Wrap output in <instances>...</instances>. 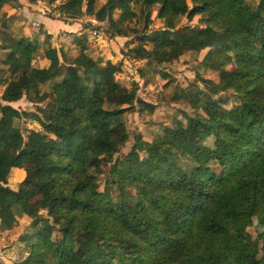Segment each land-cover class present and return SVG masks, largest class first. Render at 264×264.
<instances>
[{
    "label": "trees",
    "instance_id": "1",
    "mask_svg": "<svg viewBox=\"0 0 264 264\" xmlns=\"http://www.w3.org/2000/svg\"><path fill=\"white\" fill-rule=\"evenodd\" d=\"M13 1L0 0V11ZM83 1L68 0L61 11L79 18ZM87 2L86 12L108 20L113 36L127 34L125 21L138 8L142 27L128 51L135 57L162 64L214 49L208 61L222 69L221 78L207 86L235 93L238 103L226 108V97L184 96L194 109L184 122L164 127L151 141L137 137L126 154L114 157L129 136L122 113L142 103L136 87L116 81L113 63L83 53L62 74L50 46L44 50L48 65L39 67L31 62L35 45L4 33L0 227L16 224L15 208L32 219L23 264H264V0L253 8L247 0H190L189 9L186 0H106L97 10L95 0ZM155 4L165 27L150 32ZM186 13L206 25L177 27ZM51 81L57 99L48 108L34 113L8 104ZM27 118L44 133L31 129L24 138L17 122ZM12 170L24 171L17 189L7 185ZM254 221L259 232L249 237L245 231Z\"/></svg>",
    "mask_w": 264,
    "mask_h": 264
},
{
    "label": "rangeland",
    "instance_id": "2",
    "mask_svg": "<svg viewBox=\"0 0 264 264\" xmlns=\"http://www.w3.org/2000/svg\"><path fill=\"white\" fill-rule=\"evenodd\" d=\"M67 1L14 0L1 9L0 69L4 72L7 69L4 61L9 52L1 47L4 33L16 39L26 38L27 42L30 41L31 45H35L31 62L39 67H46L49 63L44 56V50L48 46L55 48L62 74L68 68L75 66L73 61L80 53L99 60L102 65L108 61L116 65V81L127 89L136 87L137 98L142 103L136 100L122 113L121 118L124 120L129 136L126 144L114 157L126 154L137 137L151 141L162 133L164 127L173 126L178 121L184 122V116L194 112L189 100L182 98L184 96L191 97L194 94L201 99L226 97L228 99L224 105L226 108H231L238 103L235 93L212 92L207 86L209 81L217 83L221 78L222 69L213 68L208 61L214 49L200 52L188 51L178 59L162 64L149 62L146 58L135 57L128 52L130 48L138 44L137 30L142 27V17L138 14V8L134 7L136 16L125 21L127 34L113 36L108 20L99 21L94 15L86 12L91 8L88 0L83 1L84 13L79 18L69 17L61 11V5ZM105 1L95 0L94 10L100 8ZM186 1L189 9L190 0ZM259 1L247 0V3L250 8H253ZM150 10L148 31L153 32L164 28V20L157 16L158 5H153ZM119 14V10L116 9L112 16L117 19ZM206 23L200 15L186 13L181 17L177 27L185 25L202 27ZM219 24L223 28L227 27L222 22ZM146 47L149 49L152 47V43L148 40ZM232 66V64L227 65L225 69L229 70ZM1 77L5 78L7 75L0 73V102L4 103L1 100V94L6 84L2 82L4 80ZM84 82L88 89H92L89 78L84 77ZM52 84V81L41 84L37 90L24 92L19 100L8 102V104L19 111L38 113L41 108H48L50 104L56 103L57 98L51 93ZM42 93H46V97L41 100ZM17 124L24 138L31 129L44 133L39 124L30 118L21 119ZM46 138L49 142L57 144L55 137L48 135ZM211 141L209 139L208 143ZM137 149L140 151L142 146H138ZM139 153L141 157L145 156L143 151ZM106 169L107 166H104L105 171ZM23 177V170H12L7 178V185L17 189ZM104 177L105 174H102L98 178L100 191H103ZM123 189L130 196L136 193L133 188ZM14 212L16 224L10 230H3L0 227V264H23L29 255V241L24 239V235L34 233L31 226L32 219L24 215L19 208H15ZM39 213L41 216H46L45 211ZM257 232H259V226L255 221L245 231L249 237L255 236ZM53 237H59L56 230L53 232Z\"/></svg>",
    "mask_w": 264,
    "mask_h": 264
}]
</instances>
